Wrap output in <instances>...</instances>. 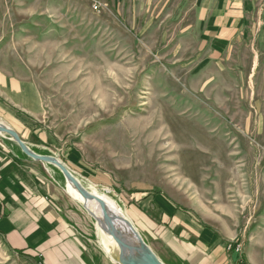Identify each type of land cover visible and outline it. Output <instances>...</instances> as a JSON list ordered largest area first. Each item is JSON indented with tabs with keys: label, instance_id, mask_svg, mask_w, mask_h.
<instances>
[{
	"label": "rangeland",
	"instance_id": "rangeland-1",
	"mask_svg": "<svg viewBox=\"0 0 264 264\" xmlns=\"http://www.w3.org/2000/svg\"><path fill=\"white\" fill-rule=\"evenodd\" d=\"M100 1L0 0V89L40 97L35 116L0 103V123L108 193L165 264H264V0L222 46L198 0ZM3 141L89 223L95 264H118L52 166ZM0 264L49 263L0 229Z\"/></svg>",
	"mask_w": 264,
	"mask_h": 264
},
{
	"label": "crops",
	"instance_id": "crops-1",
	"mask_svg": "<svg viewBox=\"0 0 264 264\" xmlns=\"http://www.w3.org/2000/svg\"><path fill=\"white\" fill-rule=\"evenodd\" d=\"M198 2L204 25L202 34L211 43L219 41L215 45L251 27L254 18L248 7L252 5L250 0ZM1 84L0 103L7 111L20 117L37 114L40 97L30 85L14 89L10 80ZM4 146L7 145L3 141L0 143V200L6 214L0 229L6 242L13 248L36 247L49 264H95L90 239L85 234L89 232V223L69 210L62 195L45 183L30 161ZM60 189L65 192L61 186Z\"/></svg>",
	"mask_w": 264,
	"mask_h": 264
},
{
	"label": "water",
	"instance_id": "water-1",
	"mask_svg": "<svg viewBox=\"0 0 264 264\" xmlns=\"http://www.w3.org/2000/svg\"><path fill=\"white\" fill-rule=\"evenodd\" d=\"M0 132L11 136L29 158L52 166L49 169L55 181L95 221L97 240L110 259L118 264H165L144 241L118 202L108 193L83 181L55 155L34 152L15 130L2 123ZM99 194L107 197L113 205Z\"/></svg>",
	"mask_w": 264,
	"mask_h": 264
},
{
	"label": "built area",
	"instance_id": "built-area-1",
	"mask_svg": "<svg viewBox=\"0 0 264 264\" xmlns=\"http://www.w3.org/2000/svg\"><path fill=\"white\" fill-rule=\"evenodd\" d=\"M91 7L93 10H99L101 8V1L100 0H90Z\"/></svg>",
	"mask_w": 264,
	"mask_h": 264
},
{
	"label": "bare ground",
	"instance_id": "bare-ground-1",
	"mask_svg": "<svg viewBox=\"0 0 264 264\" xmlns=\"http://www.w3.org/2000/svg\"><path fill=\"white\" fill-rule=\"evenodd\" d=\"M65 163V162H64ZM73 171V170H72ZM103 199H105L106 200V202H109L111 205H113L112 204V202L109 200V199H107V197H105L104 195H101V194H99ZM124 212V211H123ZM125 213V212H124ZM125 215L127 216V214L125 213ZM131 219V218H130ZM133 222V221H132ZM133 224H134V222H133ZM135 225V224H134ZM135 227L137 228V230L139 231V229H138V227L135 225ZM139 233H140V231H139ZM140 235L142 236V234L140 233ZM143 237V236H142Z\"/></svg>",
	"mask_w": 264,
	"mask_h": 264
}]
</instances>
